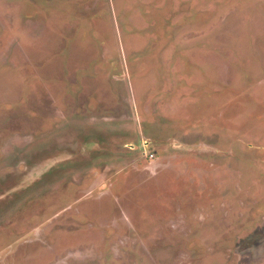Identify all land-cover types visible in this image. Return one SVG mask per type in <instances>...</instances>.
<instances>
[{"label": "rangeland", "instance_id": "1", "mask_svg": "<svg viewBox=\"0 0 264 264\" xmlns=\"http://www.w3.org/2000/svg\"><path fill=\"white\" fill-rule=\"evenodd\" d=\"M0 264H264V0H0Z\"/></svg>", "mask_w": 264, "mask_h": 264}]
</instances>
